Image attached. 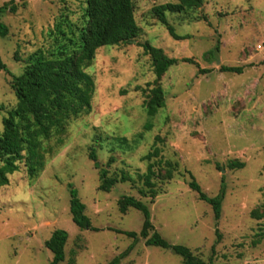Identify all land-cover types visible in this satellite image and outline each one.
Returning <instances> with one entry per match:
<instances>
[{"label": "rangeland", "instance_id": "obj_1", "mask_svg": "<svg viewBox=\"0 0 264 264\" xmlns=\"http://www.w3.org/2000/svg\"><path fill=\"white\" fill-rule=\"evenodd\" d=\"M9 1L0 0V6ZM13 2L19 8L2 14L9 34L0 36V58L12 74L21 75L37 50L47 52L60 43L68 52L74 49L66 38L82 25L86 0ZM174 2L133 0L140 30L135 41L97 48L85 68L95 84L90 110L41 140L43 165L35 175L23 151L17 171L0 186V264H50L53 255L44 243L56 229L68 233L59 264H111L125 251L116 264H184L172 250L145 244L139 236L142 212L120 211L125 195L148 206L154 230L164 239L188 247L204 264H264V241L252 243L264 225V49H257L264 43V0H203L197 9L167 13L183 39H174L151 11ZM144 42L169 57L195 61L170 66L158 81L165 105L153 117L146 113L143 89L156 75L139 46ZM221 65L242 72H221ZM10 81L1 70L0 133L3 118L17 103ZM155 147L159 156L143 160ZM91 148L99 168L89 158ZM167 160L176 166L170 179ZM232 161L244 166L232 168ZM150 163L155 194L143 196L140 189L147 187L139 175ZM100 168L131 179L109 192L100 190ZM190 176L208 196L224 188L218 220L211 205L189 187ZM70 186L85 204L91 227L73 222ZM253 210L263 216L253 217ZM119 231L136 232L137 239Z\"/></svg>", "mask_w": 264, "mask_h": 264}, {"label": "trees", "instance_id": "obj_2", "mask_svg": "<svg viewBox=\"0 0 264 264\" xmlns=\"http://www.w3.org/2000/svg\"><path fill=\"white\" fill-rule=\"evenodd\" d=\"M203 0H176L174 3H164L152 8V14L163 24L174 39L184 37L176 34L174 27L167 20V13H182L201 7ZM20 6L24 7L25 4ZM19 8L13 0L0 6V36L9 34V27L1 16L4 13H15ZM77 34L70 31L71 37L66 40L74 44V49L68 52L67 44L60 43L50 51L37 50L33 52L23 69L21 75L12 74L0 58V71L4 70L11 76V87L17 97L16 107L8 116L3 118V130L0 133V186L8 183V175L17 171L24 158L23 151L27 152V164L30 175H35L38 168L43 165L39 145L42 139L50 138L54 133L63 131L66 123L73 117L87 113L91 107V99L95 84L93 77L85 71L91 64L97 48L106 45L130 44L139 35V27L134 18L133 0H86L82 14V25L77 27ZM59 35L64 36V31L58 28ZM145 55L151 60L152 69L156 75L153 83L143 89L146 96L145 110L149 117H153L165 105L164 92L158 81L170 66L182 62L195 63L192 58L169 57L162 48L148 42L140 43ZM209 69L199 68L200 73L209 72ZM221 72L241 73L238 66H220ZM149 127V126H148ZM123 141H125L123 139ZM160 154L155 147L152 152L143 156V160H151ZM89 158L94 162V167L99 168L95 148H91ZM113 162L111 157L107 167ZM230 167L242 168L243 162L232 161ZM176 166L173 162H165L166 178H172ZM156 172L153 164L147 166L146 172L139 175L143 179L147 190L140 189L143 196L147 191L155 194L154 182ZM189 187L198 193L199 200L211 205L216 220L220 218L221 206L224 197V188L216 196H208L192 177ZM131 177L122 173L119 177L108 175L107 168L99 169V189L109 192L116 183L126 182ZM70 213L73 222L81 229L91 227L88 216L84 213L85 204L78 197L77 190L70 186ZM120 211L125 213L129 208L142 212L144 221L139 236L145 239L147 246H157L170 249L181 256L184 264H204L203 260L194 255L186 246L170 244L157 231L154 230L150 219L148 206L134 196L125 195L119 200ZM253 217L259 219L263 215L257 210L252 211ZM128 237L137 239L133 231H119ZM68 233L64 229H56L45 241L53 257L50 264H59L65 258L64 247ZM264 241V225L256 234L254 245ZM115 258L111 264H116L120 257ZM73 264V263H71Z\"/></svg>", "mask_w": 264, "mask_h": 264}, {"label": "built area", "instance_id": "obj_3", "mask_svg": "<svg viewBox=\"0 0 264 264\" xmlns=\"http://www.w3.org/2000/svg\"><path fill=\"white\" fill-rule=\"evenodd\" d=\"M257 49H259V50L264 49V43H259V44L257 45Z\"/></svg>", "mask_w": 264, "mask_h": 264}]
</instances>
